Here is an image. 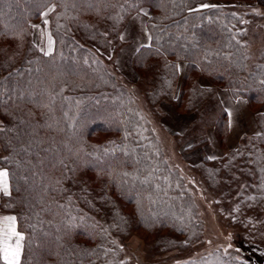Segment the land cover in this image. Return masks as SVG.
Listing matches in <instances>:
<instances>
[{"label": "trees", "instance_id": "trees-1", "mask_svg": "<svg viewBox=\"0 0 264 264\" xmlns=\"http://www.w3.org/2000/svg\"><path fill=\"white\" fill-rule=\"evenodd\" d=\"M205 1L0 0V168L10 187L0 210L24 231L18 264H128L119 238L132 229L187 235L185 211L156 190L155 155L136 142L144 128L137 93L113 61L127 22L148 8L151 41L133 65L152 80L150 100L192 112L219 87L260 105L264 66L247 64L240 22L220 7L199 8ZM51 8L47 54L31 35ZM212 127L227 137L226 109ZM0 264L9 263L0 256Z\"/></svg>", "mask_w": 264, "mask_h": 264}, {"label": "rangeland", "instance_id": "rangeland-1", "mask_svg": "<svg viewBox=\"0 0 264 264\" xmlns=\"http://www.w3.org/2000/svg\"><path fill=\"white\" fill-rule=\"evenodd\" d=\"M207 6L220 7L240 22L241 43L250 58L247 64L264 66V7L246 0H206L198 7ZM41 21L33 24L31 40L44 53L51 42L53 52L49 22ZM128 24L113 63L136 90L144 119L136 142H147L155 155L154 168L160 171L154 178L156 190L164 202L185 211L187 235L178 239L167 231L132 229L119 238L125 260L128 264H264V149L260 147L264 102L253 104L252 109L246 103L248 117L238 104H231L229 91L219 87L205 91L195 105L199 110L192 112L182 113L161 99L150 100L147 93L152 80L144 81L134 69L131 58L139 43L130 45L136 29ZM184 70L181 65V74ZM200 85L212 86L205 77L200 78ZM230 107L234 118L231 123L228 114L227 137L225 131L214 136L213 118L222 108L230 112ZM9 193L8 186L2 195ZM1 212L15 219L21 256L24 231L13 213Z\"/></svg>", "mask_w": 264, "mask_h": 264}, {"label": "crops", "instance_id": "crops-1", "mask_svg": "<svg viewBox=\"0 0 264 264\" xmlns=\"http://www.w3.org/2000/svg\"><path fill=\"white\" fill-rule=\"evenodd\" d=\"M52 9L53 8L46 11L42 17V21L43 20L44 22L46 21V24L49 22V14L52 11ZM150 15H151V10L148 8H144L141 10L140 13L131 17L130 20L128 21L129 23L128 25L131 26L133 24L134 30L135 29L137 30V32L135 30V33H134L135 41L130 45L133 46L139 43V45L137 46V49L134 51V55L131 58V60L132 59L134 60L135 54L138 52L140 48L144 46H148L150 44L151 36L147 28V20ZM138 22L140 23V28H138L136 25L138 24ZM122 35H123V32L121 34V39H122ZM46 52L47 54L52 52L51 42ZM231 101H232L231 104H238V107H240L239 110H245V111L249 110L248 109L249 107L245 106L247 102L244 99H237V100L231 99ZM233 107H235V105ZM232 109L233 108L230 109V112L227 111L228 114L230 113L229 117H230L231 123H232V119L234 118L233 114L231 113ZM249 113L246 111L245 114L248 117H250L251 113L250 114ZM8 186H9V183H8L7 173L4 170L0 169V197L2 193H5L8 191ZM17 234H18L17 227H16V222H15L14 217L12 218L11 215L3 213L0 210V254L2 258L4 259V261H6L9 264H18L20 262V258H21L20 250L18 246L16 245Z\"/></svg>", "mask_w": 264, "mask_h": 264}]
</instances>
